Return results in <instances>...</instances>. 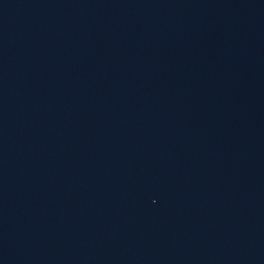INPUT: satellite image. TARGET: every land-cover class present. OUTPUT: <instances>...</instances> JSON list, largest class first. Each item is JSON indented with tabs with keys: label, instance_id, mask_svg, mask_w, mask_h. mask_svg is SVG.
Wrapping results in <instances>:
<instances>
[{
	"label": "water",
	"instance_id": "1",
	"mask_svg": "<svg viewBox=\"0 0 264 264\" xmlns=\"http://www.w3.org/2000/svg\"><path fill=\"white\" fill-rule=\"evenodd\" d=\"M0 264H264V0H0Z\"/></svg>",
	"mask_w": 264,
	"mask_h": 264
}]
</instances>
